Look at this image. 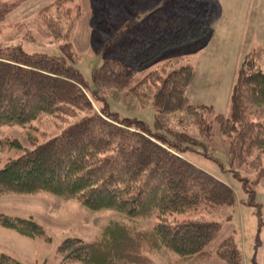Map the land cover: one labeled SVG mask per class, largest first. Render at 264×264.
<instances>
[{"label": "trees", "instance_id": "trees-1", "mask_svg": "<svg viewBox=\"0 0 264 264\" xmlns=\"http://www.w3.org/2000/svg\"><path fill=\"white\" fill-rule=\"evenodd\" d=\"M55 0L39 11L42 24L55 40L72 37L77 20L70 3ZM25 0H0V23ZM217 0H167L140 22L118 33L115 27L98 28L114 34L105 43L104 61L93 72L94 84L126 91L141 104L154 100L164 114L184 111L200 135L212 140L213 116L222 127L232 167L250 164L264 147V121H255L251 110L264 106V68L254 52L241 63L231 93V114H217L212 105L189 102L196 69L191 64L168 70L169 62L151 72L143 70L164 57L199 52L211 39L219 19ZM64 50L73 55L70 44ZM105 101L98 89L91 91L81 73L64 57L26 54L21 46L0 45V126H23L42 114L62 120L86 114L80 122L0 168V195L46 192L63 199H77L93 211L114 210L132 223L110 221L93 241L68 238L58 248L60 264H158L154 256L165 249L180 263L207 259L219 237L217 222L188 220L173 224L168 215L235 204L231 186L183 157L203 144L186 133L165 130L161 120L155 129L138 119H120L97 102ZM261 113V111H260ZM19 148V141L14 142ZM261 159V155L257 157ZM264 173V170L261 174ZM157 216L152 230H143L139 219ZM0 227L27 237H46L33 219L0 214ZM229 264H241L243 255L233 236L217 248ZM0 264H23L1 255ZM193 264V263H192Z\"/></svg>", "mask_w": 264, "mask_h": 264}, {"label": "rangeland", "instance_id": "rangeland-1", "mask_svg": "<svg viewBox=\"0 0 264 264\" xmlns=\"http://www.w3.org/2000/svg\"><path fill=\"white\" fill-rule=\"evenodd\" d=\"M55 0H25L6 20L0 23V45L21 46L26 54H42L46 56L64 57L69 66L77 69L91 91L98 89L105 101L97 102L99 108L106 107L109 112L117 114L120 119H138L155 129L157 120H161L165 130H173L188 134L202 142L197 150H187L183 157L198 168L231 186L236 201L232 206L219 208H202L184 214L168 215L173 223L201 220L217 222L222 225L219 237L208 250V258L193 262L180 263V257L164 250L154 256L158 264H229L217 253L220 243L233 236L242 252L241 264H264V147L257 149L251 157L250 164L232 167L228 144L222 135L221 125L213 116L208 119L212 123V140L204 139L192 119L184 111L176 114H164L158 109L154 100L141 104L126 91L97 87L93 82V72L100 68L104 61L105 43L114 38V34L98 28L93 22V13L100 22V27H115L118 33L124 28L140 22L150 12L164 4L167 0H73L70 6L73 16L82 13L77 20L76 28L68 40H55L42 24L39 11ZM220 16L217 28H224L229 33V40L237 39L244 44L242 57L234 54L225 79L218 86L219 79H211L206 87L219 91L203 92L202 98L212 105L217 114L229 117L231 114V93L239 68L245 56L254 52L258 65L264 68V0H217ZM225 41V40H224ZM226 41H228L226 39ZM70 44L73 55L64 50ZM194 54L182 53L164 57L148 65L140 76L145 75L164 63L166 68L174 70L182 65H195L198 60ZM205 64L207 60L202 59ZM236 62V64H235ZM220 64V62H219ZM227 65V63H225ZM223 78V77H222ZM189 102L194 99L189 96ZM251 110H259L253 114L255 121H264V106ZM261 111V113H260ZM84 112L75 117L62 120L59 117L42 114L37 120L23 125L0 126V168L12 158H18L27 150L36 147L56 136L63 129L85 118ZM19 141L22 148L14 142ZM261 155V159L257 157ZM0 214L13 217L33 219L43 226L46 237H27L14 230L0 227V257L9 255L23 264H60L58 248L68 238H81L93 241L101 236L103 227L110 221L132 223L124 214L114 210L93 211L83 206L77 199H63L50 193L36 194H4L0 195ZM160 220L155 215L148 219H139L138 225L143 230H152ZM80 264V263H75Z\"/></svg>", "mask_w": 264, "mask_h": 264}, {"label": "crops", "instance_id": "crops-1", "mask_svg": "<svg viewBox=\"0 0 264 264\" xmlns=\"http://www.w3.org/2000/svg\"><path fill=\"white\" fill-rule=\"evenodd\" d=\"M218 20L213 25V34L211 39L199 52L195 53L193 56L199 60L198 64L196 61V64L193 65L196 69V77L189 89L188 95L194 99L195 104H208V102H214L211 104H215L214 100L205 102V99L202 98L201 94L208 91H219V87H217L215 84L213 85L214 89L206 86L211 79L221 80L220 82L216 83L218 86H221L223 80L226 77L225 72L228 70V67H231L228 65L230 64L232 57H234L235 53L237 54V59L240 58V55L242 57V54L245 50V45L242 44L241 41L237 42V39L229 40L226 37L230 32L224 28H217L216 25ZM226 39L228 41H226ZM202 59L207 60V63L204 64ZM225 63H227V65Z\"/></svg>", "mask_w": 264, "mask_h": 264}]
</instances>
